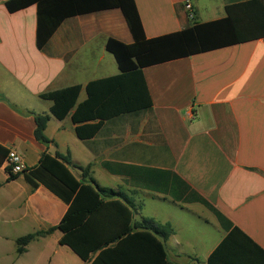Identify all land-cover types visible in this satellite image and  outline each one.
<instances>
[{
	"label": "crops",
	"instance_id": "crops-1",
	"mask_svg": "<svg viewBox=\"0 0 264 264\" xmlns=\"http://www.w3.org/2000/svg\"><path fill=\"white\" fill-rule=\"evenodd\" d=\"M5 1L0 0L2 147L14 151L25 168L35 166L43 152L67 156L78 167L89 165L97 186L129 201L135 222L147 218L143 197L157 201L160 218L155 223L170 228L168 236L158 237L170 264H206L224 231L200 203L152 190L126 175V167L171 172L264 252V38L143 68L151 111L103 122L94 137L79 140L69 119L51 117L50 102L38 95L79 85L80 102L87 82L117 74L104 43L108 38L132 42L120 11L66 18L37 49L35 6L8 13ZM133 1L144 36L153 38L184 29L192 20L222 18L225 5L244 0ZM188 7L192 19L186 15ZM18 110L49 115L43 130L48 144L34 140L33 117ZM4 168L3 161L0 239L20 228L33 233L57 225L66 205L39 184L31 188L23 174L7 180ZM71 172L78 177L76 169ZM104 179L108 186H102ZM28 244L22 254L14 253L15 261ZM62 247L73 264H89ZM34 256L27 264H64L52 255L44 261Z\"/></svg>",
	"mask_w": 264,
	"mask_h": 264
},
{
	"label": "trees",
	"instance_id": "trees-1",
	"mask_svg": "<svg viewBox=\"0 0 264 264\" xmlns=\"http://www.w3.org/2000/svg\"><path fill=\"white\" fill-rule=\"evenodd\" d=\"M35 6V46L41 49L60 23L69 17L97 11L118 9L132 42L124 44L113 38L104 43L117 68L114 76L87 82L84 99L77 102L81 86L73 85L38 95L50 102L49 115L56 120L68 118L79 140L96 135L103 122L125 114L151 111V101L142 69L223 47L264 38V0H244L225 5L222 18L146 38L133 0H6L8 13ZM0 100L5 101L3 97ZM14 108V107H13ZM33 117V138L48 144L43 130L47 114L19 111ZM7 150L0 145V165ZM7 180L23 174L31 187L38 184L66 205L57 225L27 233L14 240V253L20 255L26 245L53 231L60 232L59 246L67 247L80 261L89 264H170L158 237L170 234L168 225L152 219L133 221L129 201L119 192L99 187L90 176L89 165L78 167L67 156L41 153L35 166L11 174ZM71 169L79 174L76 178ZM107 169V167H106ZM126 175L148 188L169 194L173 200L198 202L215 217L224 236L209 253L206 264H264V252L238 228L232 226L206 201L193 193L167 170L126 167Z\"/></svg>",
	"mask_w": 264,
	"mask_h": 264
},
{
	"label": "rangeland",
	"instance_id": "rangeland-1",
	"mask_svg": "<svg viewBox=\"0 0 264 264\" xmlns=\"http://www.w3.org/2000/svg\"><path fill=\"white\" fill-rule=\"evenodd\" d=\"M102 181V186H108L107 184L109 181L107 179H104ZM141 200L143 204V216L150 218L154 222H156V218H160V212L158 211L159 203L155 200L144 197ZM29 232L30 229L20 228L16 231L5 233L7 238L0 239V264H27L28 262H31L35 257L34 255L37 254L41 256V259H43V261L44 258L52 255V258H54V260H61L64 264H73L72 261L67 259L62 253L67 251V253L70 254V252L66 248L57 246L56 244V237L58 236L57 231L53 232L43 239H37L30 242L27 246V252L21 256H18L17 260L15 261L13 240L15 237L25 235Z\"/></svg>",
	"mask_w": 264,
	"mask_h": 264
},
{
	"label": "built area",
	"instance_id": "built-area-1",
	"mask_svg": "<svg viewBox=\"0 0 264 264\" xmlns=\"http://www.w3.org/2000/svg\"><path fill=\"white\" fill-rule=\"evenodd\" d=\"M186 15L189 19H192L193 17V12L189 7L186 8ZM4 163L5 166L9 167L11 174L20 173L25 170V167L21 163V159L12 150L7 151Z\"/></svg>",
	"mask_w": 264,
	"mask_h": 264
}]
</instances>
